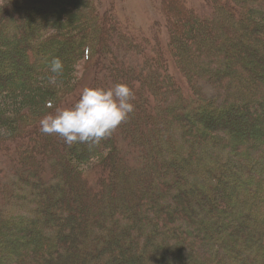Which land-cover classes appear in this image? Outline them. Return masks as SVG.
I'll list each match as a JSON object with an SVG mask.
<instances>
[{"label":"trees","instance_id":"trees-1","mask_svg":"<svg viewBox=\"0 0 264 264\" xmlns=\"http://www.w3.org/2000/svg\"><path fill=\"white\" fill-rule=\"evenodd\" d=\"M110 5L0 0V264H264V0L152 35ZM120 83L138 110L103 144L43 132Z\"/></svg>","mask_w":264,"mask_h":264},{"label":"clouds","instance_id":"clouds-1","mask_svg":"<svg viewBox=\"0 0 264 264\" xmlns=\"http://www.w3.org/2000/svg\"><path fill=\"white\" fill-rule=\"evenodd\" d=\"M51 71L48 78L53 84L64 81L67 65L63 58L54 60ZM137 99V91L128 83L112 88L88 87L74 106L57 109L56 101L50 100L48 107L57 110L43 119L42 130L61 135L73 147L79 143L99 146L131 122L138 110Z\"/></svg>","mask_w":264,"mask_h":264},{"label":"rangeland","instance_id":"rangeland-1","mask_svg":"<svg viewBox=\"0 0 264 264\" xmlns=\"http://www.w3.org/2000/svg\"><path fill=\"white\" fill-rule=\"evenodd\" d=\"M105 4L115 3L123 21L131 23L142 33L152 35L154 31L168 32L167 15L175 20L181 19L182 9H205L207 0H104ZM174 2L176 5H174ZM184 3L185 5H183ZM182 8V9H181ZM174 9V10H173ZM174 11V12H173ZM166 17V18H165ZM0 154V168L4 161Z\"/></svg>","mask_w":264,"mask_h":264}]
</instances>
